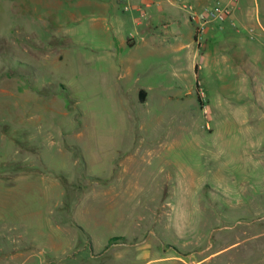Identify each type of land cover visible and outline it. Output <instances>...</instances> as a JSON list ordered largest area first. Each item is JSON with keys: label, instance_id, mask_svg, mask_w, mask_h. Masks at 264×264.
Segmentation results:
<instances>
[{"label": "rangeland", "instance_id": "374dc122", "mask_svg": "<svg viewBox=\"0 0 264 264\" xmlns=\"http://www.w3.org/2000/svg\"><path fill=\"white\" fill-rule=\"evenodd\" d=\"M119 13V0H0V244L53 211L59 264H264V137L250 147L245 133L264 123L225 88L264 74L222 65L197 80L186 24V57L151 66L119 50ZM123 14L125 34L140 14ZM93 177L113 185L86 191Z\"/></svg>", "mask_w": 264, "mask_h": 264}, {"label": "crops", "instance_id": "0c3cea01", "mask_svg": "<svg viewBox=\"0 0 264 264\" xmlns=\"http://www.w3.org/2000/svg\"><path fill=\"white\" fill-rule=\"evenodd\" d=\"M220 1L233 6L232 20L239 25L240 29L232 27V20L223 24L222 28L217 24L210 25L205 34L203 47H198L194 53L188 54V68L194 71L197 80H200V73L206 68L216 69L223 65L233 77L243 76L245 72L242 74V71H246L250 74L251 79L254 78L257 81V76H260L261 73L264 74V18L261 15L258 0H119V8L122 9V14L119 13V24H117L119 26V50L142 48V55L150 60L151 66H154L152 63L154 59L161 62H165L172 56L177 61L184 59L186 56H180L178 52L189 49L190 46L179 43L186 29L185 24L193 28L194 25L183 6L186 3H193L197 8H202ZM131 10L138 12L140 18L135 21L134 28L128 29L129 31L124 34L122 32L127 28L129 18H126V14L123 13ZM117 22H112L111 26ZM250 27L257 29L258 35L254 40H251L247 31ZM193 30L195 41V28ZM119 65L124 68L123 60L119 61ZM248 80L244 76V82L227 84L225 88L232 91L234 97L229 95V98H236V101H240L237 97L241 98V96L235 92H247L244 97H246V101L249 100L250 109L247 110V113L245 111L244 117L251 118V123L261 124L264 123V105L262 111L261 99H257L258 95L253 91L262 90L264 87L258 81L255 84ZM148 90L143 88L139 91V97L141 91L146 92L144 101L146 104L149 101ZM249 92L251 93L249 94ZM251 103L254 105L251 106ZM248 128L245 133L250 139L249 146L254 147L257 142L252 143L251 140L257 138L255 134L260 138L264 137V131L261 125ZM26 175L24 176L28 177ZM93 179L96 180V183L89 185L86 191L88 189L96 190L99 187H102L104 191L109 185H113L112 179L94 177ZM17 181L18 179L15 181L5 180V183L11 188L16 186ZM119 183V185H122L121 183L124 185V181L119 180ZM110 191L111 189H106L104 193L112 198L116 194L114 195ZM60 210L68 212V214L71 212V208L66 204L58 206L57 211ZM54 215L55 212L50 211L44 226L42 224L34 228V226L29 227L23 223L19 228L11 227L5 230L3 235L8 242L5 245L4 243L0 244V264H59L62 260L59 253L58 237L60 222L58 216L55 218ZM64 218L66 220V217ZM74 222L76 225V221ZM64 225L68 226V221H65ZM46 226L47 228H45ZM79 228L83 229L82 226ZM62 230L67 231V229Z\"/></svg>", "mask_w": 264, "mask_h": 264}, {"label": "built area", "instance_id": "2783aa9c", "mask_svg": "<svg viewBox=\"0 0 264 264\" xmlns=\"http://www.w3.org/2000/svg\"><path fill=\"white\" fill-rule=\"evenodd\" d=\"M184 10L188 13L189 19L195 28V41L199 48L204 45L205 34L210 25L217 24L221 28L227 21L232 20L233 6L229 4H222L217 2L212 5L197 8L193 3H186L183 6ZM144 13L142 16L144 17ZM232 27L239 30V25L232 20ZM248 34L251 40L257 38V29L255 27L248 28ZM199 94L203 101H206L204 89L199 87Z\"/></svg>", "mask_w": 264, "mask_h": 264}, {"label": "trees", "instance_id": "16d2710c", "mask_svg": "<svg viewBox=\"0 0 264 264\" xmlns=\"http://www.w3.org/2000/svg\"><path fill=\"white\" fill-rule=\"evenodd\" d=\"M63 90H66V88L65 87H63ZM141 96H140V101L142 102V103H144V101H145V95H146V92L145 91H141V94H140ZM123 241H125L124 240V238H119V237H114V238H112L111 239V244H117V243H119V242H123Z\"/></svg>", "mask_w": 264, "mask_h": 264}]
</instances>
